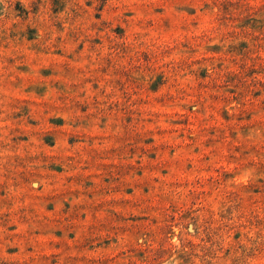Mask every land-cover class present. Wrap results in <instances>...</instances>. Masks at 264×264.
<instances>
[{
  "label": "rangeland",
  "instance_id": "obj_1",
  "mask_svg": "<svg viewBox=\"0 0 264 264\" xmlns=\"http://www.w3.org/2000/svg\"><path fill=\"white\" fill-rule=\"evenodd\" d=\"M0 264H264V0H0Z\"/></svg>",
  "mask_w": 264,
  "mask_h": 264
}]
</instances>
